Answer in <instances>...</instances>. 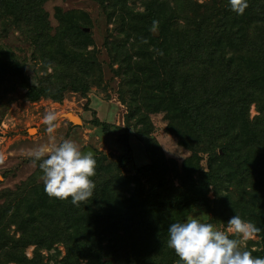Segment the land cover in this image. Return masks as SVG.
I'll list each match as a JSON object with an SVG mask.
<instances>
[{
  "label": "trees",
  "instance_id": "trees-1",
  "mask_svg": "<svg viewBox=\"0 0 264 264\" xmlns=\"http://www.w3.org/2000/svg\"><path fill=\"white\" fill-rule=\"evenodd\" d=\"M45 1L0 0V19L37 25L35 53L55 70L34 85L23 62L0 47V92L2 82L15 79L30 100L63 102L67 91L86 95L100 83L101 65L85 29L88 13L57 7L59 26L51 35ZM98 2L116 18L104 44L119 64L120 96L128 104L125 149L94 148L93 195L78 206L70 197H50L37 181L41 171L14 191L0 207V264H114L111 257L122 264H179L167 246L168 225L201 207L220 221L235 214L252 221L260 247L251 252L264 257V0H247L243 14L228 0H144L142 11L129 0ZM161 112L165 129L190 151L181 162L151 135V116ZM93 121L108 131L109 123ZM130 126L149 163L135 161Z\"/></svg>",
  "mask_w": 264,
  "mask_h": 264
},
{
  "label": "rangeland",
  "instance_id": "rangeland-1",
  "mask_svg": "<svg viewBox=\"0 0 264 264\" xmlns=\"http://www.w3.org/2000/svg\"><path fill=\"white\" fill-rule=\"evenodd\" d=\"M27 2L30 4L32 0H27ZM129 4L135 10L144 9V0H129ZM42 5L47 13L46 21L50 24L49 33L51 35L55 34L59 26L56 16L57 7H61L64 11L73 9L88 13L91 24L85 29L89 28L88 30L91 31L98 49L102 81L93 83L86 95L81 92L67 91L63 102L55 101L47 96L33 101L27 97L25 90L15 79L2 82L0 92V97H2L0 99V207L7 203V198L14 197L13 192L22 187L23 183L30 181L33 174L41 171L38 162L33 163L28 154L31 149L39 145L59 143L67 138L75 141L81 151L87 145L112 154L123 153L125 149L121 136L124 135L126 128L125 117L128 113V104L120 96L122 78L116 73L119 64L113 63L112 56L104 44L115 27L116 18H110L109 10H104L98 0H46ZM36 27L37 25L24 18L0 19V47L11 55L15 54V58L23 62L29 80L34 85L40 82L46 83L45 75L55 72L53 66L47 67V61L39 51L35 53L33 37ZM49 111L54 112L57 117L54 121L56 128L52 134L54 139L50 138L46 132V125L43 121L44 115ZM70 112L79 116L82 123L74 124L69 117ZM250 114L251 117L258 114L256 103H252ZM95 117L109 123L108 131L102 125L94 123ZM151 118L155 125L151 135L158 139L168 157L181 162L190 154V151L180 145L178 138L165 129L167 121L164 119L163 112L154 113ZM127 133H129L135 161L138 164L149 163L150 158L143 142L140 141V133H137L133 126L128 127ZM203 164L207 167V156H204ZM37 181L43 183L41 176ZM209 196L214 197L213 190L210 191ZM201 213L208 214V222L226 230V222L217 218L218 222L213 212L206 207L194 209L190 215ZM259 239L260 236L255 234L244 242L243 247L250 251L258 250ZM58 247L64 254V245L59 244ZM33 248L32 245L27 249L28 255L32 254ZM50 252L54 253L55 250L52 249ZM50 252L45 251V254ZM83 263L86 264L85 261Z\"/></svg>",
  "mask_w": 264,
  "mask_h": 264
},
{
  "label": "clouds",
  "instance_id": "clouds-1",
  "mask_svg": "<svg viewBox=\"0 0 264 264\" xmlns=\"http://www.w3.org/2000/svg\"><path fill=\"white\" fill-rule=\"evenodd\" d=\"M231 10L243 14L247 0H228ZM56 114L47 112L43 121L52 137L56 128ZM33 163L38 162L44 190L59 199L71 198L79 205L93 195L96 160L91 149L81 151L72 139L42 144L29 151ZM226 230L208 222V214L189 215L168 225L167 246L174 250L179 264H264V257L253 256L243 247L260 229L239 214L226 222Z\"/></svg>",
  "mask_w": 264,
  "mask_h": 264
},
{
  "label": "water",
  "instance_id": "water-1",
  "mask_svg": "<svg viewBox=\"0 0 264 264\" xmlns=\"http://www.w3.org/2000/svg\"><path fill=\"white\" fill-rule=\"evenodd\" d=\"M88 29H89V28H87V30H88ZM154 34H155V35H158V32H155ZM69 117H70L71 121H72L74 124L82 123L81 118H80L79 116H77V115H74V114L71 113V112L69 113ZM88 149H91V150L93 151L94 154L96 153V150H95L92 146H90V145H87L82 151H87ZM110 259L113 261L114 264H122V263L118 262L117 259H115L114 257H111Z\"/></svg>",
  "mask_w": 264,
  "mask_h": 264
}]
</instances>
